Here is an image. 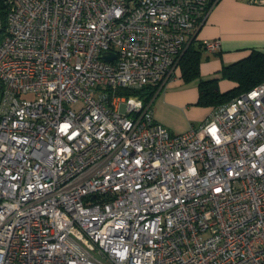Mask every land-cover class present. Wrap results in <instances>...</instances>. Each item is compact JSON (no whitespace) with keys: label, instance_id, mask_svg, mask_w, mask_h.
I'll list each match as a JSON object with an SVG mask.
<instances>
[{"label":"built area","instance_id":"2783aa9c","mask_svg":"<svg viewBox=\"0 0 264 264\" xmlns=\"http://www.w3.org/2000/svg\"><path fill=\"white\" fill-rule=\"evenodd\" d=\"M2 1L0 264H264V82L181 133L113 94L169 80L210 0Z\"/></svg>","mask_w":264,"mask_h":264},{"label":"crops","instance_id":"0c3cea01","mask_svg":"<svg viewBox=\"0 0 264 264\" xmlns=\"http://www.w3.org/2000/svg\"><path fill=\"white\" fill-rule=\"evenodd\" d=\"M199 42L219 39L216 52L203 50L200 65L201 75L211 77L218 74L224 64L248 56L253 49L264 51V3L250 0H216L205 23L196 32ZM194 35V36H195ZM221 91L233 88V81H220ZM152 103L155 118L175 133L189 130L204 122L213 107H195L198 87H188L178 68ZM195 105V106H194Z\"/></svg>","mask_w":264,"mask_h":264},{"label":"trees","instance_id":"16d2710c","mask_svg":"<svg viewBox=\"0 0 264 264\" xmlns=\"http://www.w3.org/2000/svg\"><path fill=\"white\" fill-rule=\"evenodd\" d=\"M216 0H210L209 6L212 8ZM7 6L0 0V13L2 29L6 26ZM204 43L199 42L196 35L190 40L186 49L177 64L181 72L182 79L187 83L196 80L198 82L197 105L214 107L219 104L230 102L237 96L249 91L259 83L264 82V51L253 49L251 53L234 62L224 64L221 71L211 77L201 75L200 65L203 59ZM226 78L236 83V85L226 91H221L219 81ZM163 87L159 89L158 84H149L141 89L119 88L113 92L116 95H137L145 102L153 103L160 94Z\"/></svg>","mask_w":264,"mask_h":264},{"label":"rangeland","instance_id":"374dc122","mask_svg":"<svg viewBox=\"0 0 264 264\" xmlns=\"http://www.w3.org/2000/svg\"><path fill=\"white\" fill-rule=\"evenodd\" d=\"M199 29V28H198ZM198 31V30H197ZM179 60H180V58H179ZM179 62V61H178ZM176 68H178V66H176ZM175 74V71H172V74L171 75H168L167 76V78H171L173 75ZM166 78V77H165ZM164 80V79H163ZM225 80H228V79H226V78H221L220 79V81H225ZM219 81V82H220ZM228 81H230V80H228ZM162 82L163 81H160L159 83H158V85H159V89L160 88H164L166 85H165V83L164 84H162ZM162 84V85H161ZM185 85H187L188 87H195V88H197L198 87V82L196 81V80H194V81H191V82H185ZM220 85V84H219ZM158 97L159 96H157L154 100H156V99H158ZM238 97V96H237ZM21 98H30V95H23ZM152 104V103H151ZM196 105V106H195ZM195 107H197V104L195 103ZM219 105H221V104H219ZM219 105H216V106H214V107H217V106H219ZM200 106V105H199ZM202 107V106H201ZM214 107H213V109H214ZM212 109V110H213Z\"/></svg>","mask_w":264,"mask_h":264},{"label":"water","instance_id":"95a60500","mask_svg":"<svg viewBox=\"0 0 264 264\" xmlns=\"http://www.w3.org/2000/svg\"><path fill=\"white\" fill-rule=\"evenodd\" d=\"M115 57H116V55L114 53H111V52H104L102 54V58L105 60H111V59H114Z\"/></svg>","mask_w":264,"mask_h":264}]
</instances>
